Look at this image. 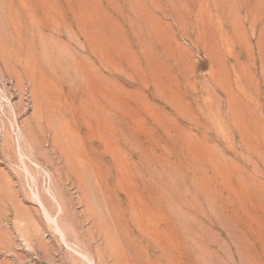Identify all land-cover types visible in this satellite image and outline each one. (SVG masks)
<instances>
[{
  "label": "rangeland",
  "instance_id": "1",
  "mask_svg": "<svg viewBox=\"0 0 264 264\" xmlns=\"http://www.w3.org/2000/svg\"><path fill=\"white\" fill-rule=\"evenodd\" d=\"M0 264H264V0H0Z\"/></svg>",
  "mask_w": 264,
  "mask_h": 264
}]
</instances>
